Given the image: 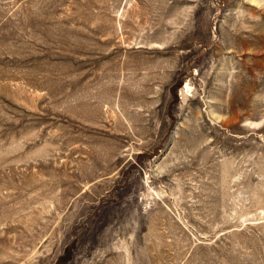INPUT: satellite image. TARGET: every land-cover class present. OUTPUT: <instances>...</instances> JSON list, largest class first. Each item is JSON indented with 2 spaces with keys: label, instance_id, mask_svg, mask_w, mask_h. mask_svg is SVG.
<instances>
[{
  "label": "rangeland",
  "instance_id": "374dc122",
  "mask_svg": "<svg viewBox=\"0 0 264 264\" xmlns=\"http://www.w3.org/2000/svg\"><path fill=\"white\" fill-rule=\"evenodd\" d=\"M0 264H264V0H0Z\"/></svg>",
  "mask_w": 264,
  "mask_h": 264
}]
</instances>
